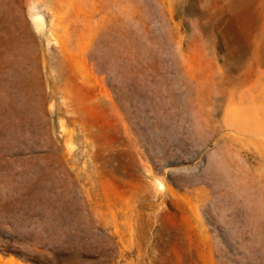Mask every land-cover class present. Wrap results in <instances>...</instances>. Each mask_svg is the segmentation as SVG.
<instances>
[{
	"label": "rangeland",
	"instance_id": "374dc122",
	"mask_svg": "<svg viewBox=\"0 0 264 264\" xmlns=\"http://www.w3.org/2000/svg\"><path fill=\"white\" fill-rule=\"evenodd\" d=\"M0 264H264V0H0Z\"/></svg>",
	"mask_w": 264,
	"mask_h": 264
},
{
	"label": "bare ground",
	"instance_id": "6f19581e",
	"mask_svg": "<svg viewBox=\"0 0 264 264\" xmlns=\"http://www.w3.org/2000/svg\"><path fill=\"white\" fill-rule=\"evenodd\" d=\"M33 22L36 28H41L44 25V20L41 16H33Z\"/></svg>",
	"mask_w": 264,
	"mask_h": 264
}]
</instances>
